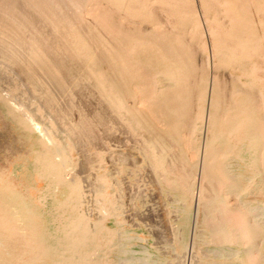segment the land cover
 I'll return each mask as SVG.
<instances>
[{
  "label": "rangeland",
  "instance_id": "rangeland-1",
  "mask_svg": "<svg viewBox=\"0 0 264 264\" xmlns=\"http://www.w3.org/2000/svg\"><path fill=\"white\" fill-rule=\"evenodd\" d=\"M0 264H264V0H0Z\"/></svg>",
  "mask_w": 264,
  "mask_h": 264
}]
</instances>
